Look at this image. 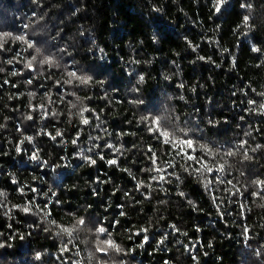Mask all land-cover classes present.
<instances>
[{"label":"trees","instance_id":"16d2710c","mask_svg":"<svg viewBox=\"0 0 264 264\" xmlns=\"http://www.w3.org/2000/svg\"><path fill=\"white\" fill-rule=\"evenodd\" d=\"M217 3L0 0V264H264V0Z\"/></svg>","mask_w":264,"mask_h":264},{"label":"snow or ice","instance_id":"6c2138e0","mask_svg":"<svg viewBox=\"0 0 264 264\" xmlns=\"http://www.w3.org/2000/svg\"><path fill=\"white\" fill-rule=\"evenodd\" d=\"M222 3H223V0H218L217 6H216V11H219V10H220L219 5L222 4ZM248 20H249V17L245 16V17H244V21H245L246 24H247ZM15 39H21V40H22V39H24V38H23V37H15ZM3 41H4V37H3V35H0V48L3 47ZM28 46H29V47H32V44H29ZM46 62H47V63H51V61H46ZM28 67H31V61H29ZM70 75H75V73H70ZM85 82H86V81H85ZM253 103H254V102H253ZM29 119H31V117H29ZM83 123L87 124L88 121L85 119V120H83ZM155 123L157 124V126H159V121H156ZM58 134H59V133H58ZM162 135L166 138V139H165V142H170V141H169V133H168V132L165 131V132L162 133ZM73 143H75V141H73ZM177 144H179V145H187L188 147H191V146H192V141H191V140L178 141ZM174 146H175V145H174ZM228 154L231 155L232 153H228ZM189 159H194V157H191V156H190ZM154 162H155V161H154ZM91 163H92V164H95V160H92ZM109 163H111V164H115L116 161H115V160H112V161H109ZM202 167H203L207 172H212V171H213V169H212L211 167H208L206 164H203ZM218 170H219V171H223V170H224V169H223V166L221 165L220 168H219ZM157 171H159V169H157ZM261 183H264V182H261ZM28 210H29L28 208H25V209H24V211H26V212H27ZM78 223H79L80 225H83L85 222H84L83 219H81V220L78 221ZM63 231L67 232V233L69 234V236H71V234H72V229H63ZM98 232L103 233V232H105V229L101 227V228L98 229ZM106 243H107L108 246H113L111 240L106 241ZM98 250H99V251H105V249H103V248H98Z\"/></svg>","mask_w":264,"mask_h":264}]
</instances>
